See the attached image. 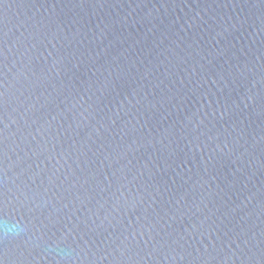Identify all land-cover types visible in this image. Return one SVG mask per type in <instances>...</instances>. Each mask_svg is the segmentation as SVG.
<instances>
[{
	"label": "water",
	"instance_id": "obj_1",
	"mask_svg": "<svg viewBox=\"0 0 264 264\" xmlns=\"http://www.w3.org/2000/svg\"><path fill=\"white\" fill-rule=\"evenodd\" d=\"M0 264H264V0H0Z\"/></svg>",
	"mask_w": 264,
	"mask_h": 264
},
{
	"label": "clouds",
	"instance_id": "obj_2",
	"mask_svg": "<svg viewBox=\"0 0 264 264\" xmlns=\"http://www.w3.org/2000/svg\"><path fill=\"white\" fill-rule=\"evenodd\" d=\"M25 229L18 223H7L3 226V231L8 235H19L21 232H23ZM53 251L56 250V246H50Z\"/></svg>",
	"mask_w": 264,
	"mask_h": 264
}]
</instances>
